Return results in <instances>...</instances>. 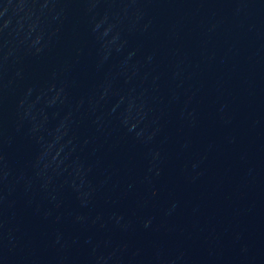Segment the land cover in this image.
I'll return each mask as SVG.
<instances>
[{"label": "water", "instance_id": "water-1", "mask_svg": "<svg viewBox=\"0 0 264 264\" xmlns=\"http://www.w3.org/2000/svg\"><path fill=\"white\" fill-rule=\"evenodd\" d=\"M0 264H264V0H0Z\"/></svg>", "mask_w": 264, "mask_h": 264}]
</instances>
